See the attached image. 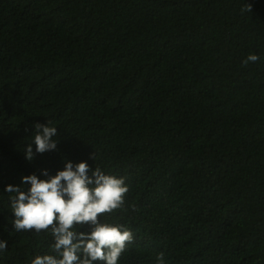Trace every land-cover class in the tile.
Instances as JSON below:
<instances>
[{
  "label": "trees",
  "instance_id": "obj_1",
  "mask_svg": "<svg viewBox=\"0 0 264 264\" xmlns=\"http://www.w3.org/2000/svg\"><path fill=\"white\" fill-rule=\"evenodd\" d=\"M37 122L58 151L29 163ZM89 154L129 189L119 264H264V0H0V264L54 243L4 185Z\"/></svg>",
  "mask_w": 264,
  "mask_h": 264
},
{
  "label": "clouds",
  "instance_id": "obj_2",
  "mask_svg": "<svg viewBox=\"0 0 264 264\" xmlns=\"http://www.w3.org/2000/svg\"><path fill=\"white\" fill-rule=\"evenodd\" d=\"M252 7L248 3L244 10L252 12ZM259 59L249 54L243 63ZM33 130L35 135L23 151L29 163L37 155L58 151L57 127L37 122ZM89 160H94L92 154L78 162L67 159L61 168L41 167L21 175L19 184L4 185V191L11 194L12 228L45 230L53 238L51 254L36 255L31 264H119L127 244L133 242L131 230L123 224L105 223L102 216L123 207L129 190L125 178L93 169ZM6 247L7 241L0 239V250ZM155 264H165L163 252L156 254Z\"/></svg>",
  "mask_w": 264,
  "mask_h": 264
}]
</instances>
